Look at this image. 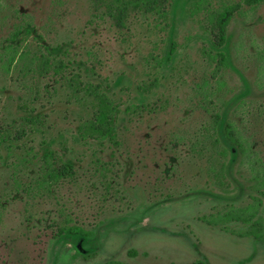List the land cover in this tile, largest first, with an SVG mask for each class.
Masks as SVG:
<instances>
[{
	"label": "rangeland",
	"instance_id": "1",
	"mask_svg": "<svg viewBox=\"0 0 264 264\" xmlns=\"http://www.w3.org/2000/svg\"><path fill=\"white\" fill-rule=\"evenodd\" d=\"M161 2L165 17L137 4L118 23L112 0H0V264H264V243L204 220L264 170V0ZM87 82L117 107L115 141L81 133ZM216 112L251 165L228 190L210 170ZM48 151L71 174L49 180ZM66 228L84 234L61 242Z\"/></svg>",
	"mask_w": 264,
	"mask_h": 264
},
{
	"label": "trees",
	"instance_id": "2",
	"mask_svg": "<svg viewBox=\"0 0 264 264\" xmlns=\"http://www.w3.org/2000/svg\"><path fill=\"white\" fill-rule=\"evenodd\" d=\"M164 0H112L115 3L116 15L118 23H122L123 17L126 15L128 8H136L137 4H144L148 6L147 11H155L165 17V8L162 6ZM258 1V0H255ZM232 14V8L224 9L222 13L216 18L215 26L217 31L214 38L210 41L216 59L221 64L227 63V23ZM27 32L29 30H26ZM18 31H14L10 37L13 41L16 38ZM16 48L13 47V54ZM13 56V55H12ZM12 60V58H11ZM44 64L47 59L42 60ZM80 84V83H79ZM84 91L94 94L98 105L92 114L91 119L85 120L81 125V133L89 138L98 140L107 139L115 141V117L117 113L116 105L108 100L107 95L101 91L98 85L91 83L83 85ZM209 144L212 148L210 154L211 171L213 172V184L217 185L222 190H228L230 184L236 181L234 178L233 167L247 165L250 168L249 155L243 145L241 137L237 135L231 121L224 117L222 112H216L210 124V131L208 133ZM53 154L48 151L43 155L46 163L45 174L51 181L59 180L66 175L71 174V165L61 161L57 168L49 163L48 158ZM59 159V157H58ZM61 160V159H59ZM250 172L244 180L246 182V195L249 200L243 204H235L238 192L235 195L228 196L230 200L225 202L222 209L216 211L213 215L204 217V220L213 225H218L222 230L232 233H237L240 236H247L264 243V170H254L250 168ZM235 185V187H236ZM240 192H242L240 190ZM230 223H240L242 227L233 229L229 226ZM65 236L61 242L66 240L76 241L84 233L76 228H66L61 231ZM68 236V238H66ZM98 264H123L115 259H107ZM194 264H203L201 261L194 262Z\"/></svg>",
	"mask_w": 264,
	"mask_h": 264
}]
</instances>
